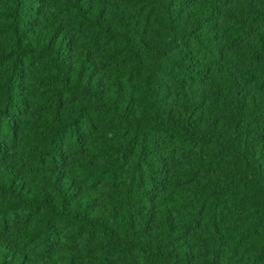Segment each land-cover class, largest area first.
<instances>
[{
  "label": "trees",
  "instance_id": "obj_1",
  "mask_svg": "<svg viewBox=\"0 0 264 264\" xmlns=\"http://www.w3.org/2000/svg\"><path fill=\"white\" fill-rule=\"evenodd\" d=\"M0 264H264V0H0Z\"/></svg>",
  "mask_w": 264,
  "mask_h": 264
}]
</instances>
